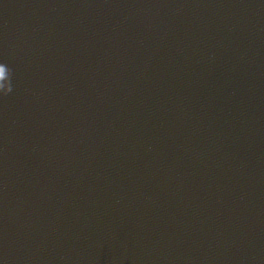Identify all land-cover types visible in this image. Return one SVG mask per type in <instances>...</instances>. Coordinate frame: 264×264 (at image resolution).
Returning a JSON list of instances; mask_svg holds the SVG:
<instances>
[{"label": "water", "instance_id": "water-1", "mask_svg": "<svg viewBox=\"0 0 264 264\" xmlns=\"http://www.w3.org/2000/svg\"><path fill=\"white\" fill-rule=\"evenodd\" d=\"M0 264H264V0H0Z\"/></svg>", "mask_w": 264, "mask_h": 264}]
</instances>
